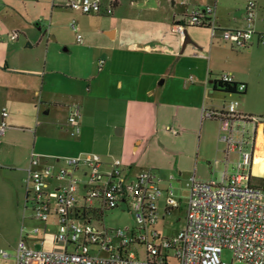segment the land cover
<instances>
[{"label": "built area", "instance_id": "obj_1", "mask_svg": "<svg viewBox=\"0 0 264 264\" xmlns=\"http://www.w3.org/2000/svg\"><path fill=\"white\" fill-rule=\"evenodd\" d=\"M68 6L85 14H112L114 10L113 4L104 6L101 0H69ZM257 10V1L248 0L245 26L231 29L219 24L216 4H206L193 9L186 21L175 23L172 29L184 36L187 25L208 27L212 40L219 34L233 48L247 50L256 35L264 43V32L255 27ZM71 26L77 29L75 19ZM18 35L13 31L10 38L16 40ZM77 39L82 41V35ZM219 80L236 82L225 72ZM245 90L246 84L238 82L236 92ZM238 105V100H231L225 113L203 107L204 118L231 120L220 134L227 145L226 168L219 180L192 176L186 182L185 224L172 236L164 235L159 223L182 208L173 174L163 176L154 167L134 174L121 158L106 162L97 152L62 156L58 163L32 152L27 202L31 201L32 217L49 222L56 231L50 240L47 235L33 238L41 244L36 247L30 235L41 229L36 227L30 234L24 227L13 253L0 248V264H232L223 259L225 249L246 264H264V188L251 182L256 138L255 132L245 129L246 122L261 117L240 114ZM8 114L3 107L0 138L8 128ZM81 117V105L72 104L68 124L73 136L81 133ZM237 119L244 124L240 137L235 136L233 126ZM232 151L238 152V160L229 158ZM231 163L232 170L228 168ZM109 209L127 210L133 223L106 226L103 215ZM139 245L145 246L144 258L136 252Z\"/></svg>", "mask_w": 264, "mask_h": 264}, {"label": "crops", "instance_id": "obj_2", "mask_svg": "<svg viewBox=\"0 0 264 264\" xmlns=\"http://www.w3.org/2000/svg\"><path fill=\"white\" fill-rule=\"evenodd\" d=\"M68 1L69 0H33L35 5L44 13L42 14L44 18L39 20L40 17H37V15H35V17H30L27 12L15 9V7L11 5L14 4V1L0 0V33L2 37L0 40V101L6 100L12 106L13 103H16L22 110L27 104L28 97L33 96V100H35L34 95L37 96V94H41L43 95L42 99L39 100V102L35 101L33 106L30 104L31 109L28 112L26 111V113H22V116H26L29 113L31 114L33 112L32 107L38 110L39 106L42 104L43 109L47 108L45 111L43 110L45 118L56 120L54 121L55 124H49L51 131L50 138L52 139L51 144L39 145L36 144L38 137L37 133L43 130L42 126L39 125L40 123L35 128L26 130L24 127L12 123L13 117L10 112L6 117L8 124L6 135L9 131H20L21 133L29 131L28 134H33L34 136L32 148L30 147L31 149L24 150L23 156L21 157V162H24L22 171L25 178H27L28 175V166L32 152L40 153L45 156L46 161L54 163H58L57 159L59 157L79 155L87 152L99 153L106 162L116 157L109 152L92 151L84 148L87 147V145H85V140L92 143L98 141L100 130L92 125V122H90L91 118L87 117L86 113H84L83 106L80 120L82 129L75 140L71 138L73 135L71 134V126L68 124L67 116H69L71 110V104L68 103L70 99L87 97L91 92L93 83L103 75H105V78L108 76V74H105L104 64H100V61L94 64L95 69L92 73H85L84 70L89 65L85 59L88 61L90 57L93 59V56L97 58L100 55L107 54L110 57V66H114L116 64V53L119 50L125 49L123 48L124 46L121 45L122 43H118L120 31L118 27L107 30L92 28L91 25L87 23L86 19L103 14H85L76 11L68 6ZM101 1L104 6L109 4L114 5L112 15L118 12L121 6L120 0ZM247 1L248 0H160L157 12L161 20H170L174 22V25L177 22L186 21L191 11L198 6L216 4L218 22L221 26L231 29L241 28L246 24L244 12ZM256 1L258 3V10L255 27L259 33H263L264 0ZM131 4L134 5V1H131ZM64 14L67 15L66 20L72 17L78 19L80 25H77V29H74L72 26V30L68 29L65 31L63 29L61 22L64 20L62 17ZM44 15L47 17L49 16V18H45ZM34 18L37 20V24H40L42 21L50 22L46 31H43L41 26L38 28L40 30V36L35 39L33 43L28 41L26 44L28 47L39 49L38 54H33L34 58H29L31 54L27 52L18 53V56H11L10 52L7 51L9 48L7 42L15 41L14 43L20 46V36L23 34L28 40V28L33 27L32 21ZM52 22H55L57 25L53 27ZM173 25L171 30L177 32L172 29ZM188 26L191 25H187L185 30H187ZM196 26L197 25H193L192 28L195 27L196 30L208 31L210 33V40L201 38L198 36L197 32H195V34L190 33L191 36L189 33V36H186V34H184V36L181 35L179 38V44H182L181 49H176L172 45L161 42L149 46L145 45L143 42H136L132 46L136 50L147 51L153 55H157L158 52L166 53V55L169 56L168 63H172L170 65L171 75L176 74L178 66L183 64L186 67L193 68L197 73L198 84L195 83V74H191L190 78L186 81V85L194 88L196 87V95L199 96V100L196 103L191 101L190 103L177 107L176 113L178 115L182 113V120L180 119L181 124L178 125L179 128L175 126V123L179 122V116L178 118L173 116L171 122L172 126L170 129H166L165 133L162 134L158 129V135H156L152 133L151 130L149 133L151 134L150 138L147 136L148 144L153 142V139H158L161 142L163 153L168 159H171L170 166L166 168L177 170L178 176L173 174L176 177V192L177 190H184L186 192L185 184L192 176L198 179H204L197 177L196 173L191 175L186 182L181 179L183 173L188 171L187 164L190 160L193 161L194 165H196L199 160H204V157L199 156L203 142L206 145H210V138L205 136L204 120H218L227 128L231 125V120L229 119L204 118L202 116V109L204 106L225 113L227 104L231 100H238L239 105L237 110L240 114L261 117L258 121L246 122L245 129L249 132H255L254 167L257 157H264V43L260 42L258 35H256L250 49L239 50L222 41L219 34L212 40L211 30L208 27ZM158 30L159 28L157 27L155 29L156 34L152 32L154 34L153 38L157 37ZM12 31H20V35H18L19 37L16 40L10 38ZM46 34L48 35L47 39ZM78 34L82 35V41H78ZM190 44L192 45L191 48L190 46L188 47ZM187 49L189 53L184 55ZM206 50L209 51V53H205ZM18 51H20V49ZM131 62L132 61H128L126 64L130 66ZM134 72H137L136 65H134ZM224 72L231 73L236 82L245 83L246 90L242 93H228L217 89L215 87V80H219L221 73ZM158 78L156 81H151L150 83L147 80L134 76V81L126 85L125 91H123V83L121 81L118 83L121 91L116 94L118 95L117 98L122 102L124 101V104L127 106V114L132 113L134 109V122L136 124L138 123V117H142L141 113L143 111L140 110L141 107H147L146 103L151 102V99L155 100L157 98L153 96L154 93L158 92L156 88L158 85L157 83L159 82V85H165L169 80L168 77ZM109 86H106L107 89H104V92L102 91L101 94H107L110 91L114 92L113 89L110 88L111 86ZM208 93H211L213 96L224 94L227 95L228 98L226 97V102L223 105L217 104L212 101L213 99H211V103H209L206 101V99L209 98ZM127 96H130V98H127ZM1 97L5 100H2ZM158 100L161 101L162 105H164L163 107L166 108L168 104L165 103L164 99L160 97ZM3 107L6 106L0 107V121L2 120ZM60 109L64 111L67 110L66 121L61 122L56 119L57 112ZM122 114L123 110L120 115ZM197 116L201 118V124L196 122ZM20 118L21 116L19 114H16L14 117V119ZM141 122L143 128L148 126V130H150V128L155 130L157 126V124L154 123V118H149L146 121L142 120ZM122 123L123 119L120 117L114 122V125ZM233 126L236 130L235 136L240 137V131L244 126L243 122L237 119L233 122ZM126 127L127 125L125 128ZM142 130L143 129H141V131ZM148 130H143V132ZM123 131L124 129L122 127H117L118 133L121 134ZM65 134L70 136V138L64 137ZM215 144L216 154L223 158L221 161L224 162L226 168L227 145L225 142L221 141L220 138L216 139ZM137 148L138 147H135V149ZM0 153H2V151H0ZM233 154L239 155L237 151L230 152L229 158L231 160ZM121 159L126 165L132 167L134 174L144 168L143 166L137 167L134 162H128L124 160V158ZM219 163L220 160L216 159V164L218 165ZM1 164L2 163H0V169H7L6 166H1ZM231 164L228 167L230 170L233 168ZM148 167L158 169L163 176L171 174L157 166ZM212 172L214 173V171ZM222 172L223 170L220 171V177ZM251 182L264 188V170L261 173L253 172ZM32 245L38 247L39 243L35 244L33 242ZM50 246L51 245L48 247Z\"/></svg>", "mask_w": 264, "mask_h": 264}, {"label": "rangeland", "instance_id": "obj_3", "mask_svg": "<svg viewBox=\"0 0 264 264\" xmlns=\"http://www.w3.org/2000/svg\"><path fill=\"white\" fill-rule=\"evenodd\" d=\"M11 1H14V4L11 5H13L15 9L27 12L30 17H35V15H37V17H40L39 20L44 18L42 15L44 13L35 5L33 0ZM131 1H134V5L131 4ZM159 1L160 0H120L121 6L119 11L114 15L105 13L86 19L87 23L91 25L92 28L107 30L118 27L120 31L118 43H122L121 45L124 46L123 48L125 49L119 50L116 53V64L112 67L110 66V57L107 54L100 55L97 58L93 56V59L90 57L88 61L85 59V61L89 63L86 68L87 70H84L85 73H92L95 69L94 64L100 61V64H104L105 74H108V76L105 78V75H103L100 79H97L93 83L91 92L87 97H79L78 99L73 98L72 100L70 99L68 103L71 105L79 103L81 109L83 106L84 113H86L87 117L91 118L90 122H92V125L100 130L98 141L92 143L85 140V145H87V147L84 148L92 151L112 153L116 157L124 158V160L128 162H134L137 167L157 166L167 173L176 176L178 174L177 170L166 168L170 166L171 159H168L163 153L161 142L158 139H153V142L148 144L147 136L150 138L151 134L149 133L151 130L152 133L156 135H158V129L162 134L165 133L166 129H170L172 126L171 122L173 116L176 118L179 116V122L175 123V126L179 128L178 125L181 124L180 119L182 120V113L181 115L176 113L177 107L190 103L191 101L196 103L199 100V96L196 95V87L187 86L186 81L190 78L191 74H195V83L198 84V78L196 71L193 68L186 67L184 64L179 65L177 73L171 75L170 65L172 63H168L169 56H167L166 53L158 52V54L163 55H153L147 51L136 50L132 47L136 42H143L147 46L161 42L172 45L176 49H181L182 44H179L181 34L171 30L174 22L170 20L163 21L158 16L157 10ZM44 16L47 19L49 18V16ZM62 17L64 20L61 22V25L65 31L68 29L72 30L71 23L73 19L76 20L78 26L80 25V22L75 17L69 18L70 20H66V14L62 15ZM187 18H189V16ZM49 23V21H42L40 24H37V20L34 18L32 21L33 27H29L27 32L29 39L27 40L24 34L20 36L19 43L22 47L15 44V41H8L9 48L7 51H9L10 55H13V57L18 56V53L22 52L31 54L29 58L33 57V54L37 55L39 49L28 47L26 44L28 41L33 43V41L40 36V30L38 28L41 26L42 30L46 31ZM55 25L57 24L52 22V26L54 27ZM192 26L193 25L187 27L190 36V33L195 34V32H197L198 36L201 38L210 40V33L208 31L196 30L195 27L192 28ZM157 27L159 28L157 37L153 38L154 34L152 32L156 34L155 29ZM18 32L20 35V31ZM47 38L48 35L46 34V39ZM189 46L191 48L192 45L190 44L188 47ZM19 49L20 51H18ZM187 53H189L188 49L184 55ZM205 53H209V51L206 50ZM128 61H132L130 66L126 64ZM134 65L137 67V72H134ZM134 76L147 80L150 83L151 81H156L159 76V78H169L165 85H159V82L157 83L158 85L156 88L158 92L153 94V96L157 97V100L151 99V102L146 103L147 107H141L140 110L143 111L141 113L142 117H138L137 124L134 122V109L132 113L127 114V106L124 104V101L122 102L117 98L118 95H116L121 91L118 84L119 81L123 83V91H125L126 85L134 81ZM106 86L112 88L114 92L110 91L107 94H101L102 91L104 92V89H107ZM208 95L209 98H207L206 101L209 103H211V99L219 105H223L226 102L227 95L213 96L211 93H208ZM34 97L35 100H33V96L28 97L27 104L22 110L16 103H13L12 106L1 97L2 100L5 101H0V107L5 105L13 117L12 123L17 126H22L26 130L35 128L40 123L39 125L42 126L43 130L40 132L38 131L36 144H51L52 139L50 138L51 131L49 124H55L54 121L56 120L45 118L43 110L45 111L47 108L43 109V105L41 104L38 110L32 107L33 112L31 114L29 113L26 116H22V113H26V111L28 112L31 109L30 104L33 106L35 101L39 102L43 95L37 94V96L34 95ZM160 97L168 104L166 108H164L162 102L158 100ZM127 98H130V96H127ZM122 110L123 114L120 115ZM16 114H19L21 118L14 119ZM66 115L67 110L64 111L60 109L57 112L56 119L61 122L66 121ZM120 117L123 119V123L114 125V122ZM149 118H154V123L157 124L155 130L152 128L148 130V126L143 128L141 121H146ZM196 122L201 124V118L199 116L196 117ZM222 124L223 123L218 120H204L205 136L210 138V145H206L203 142L199 156L204 157V160H199L196 165H194L192 160L189 161L187 164L188 171L184 172L181 177L184 182L194 173H196L197 177L204 179L219 180L221 178L220 171L224 170L225 164L221 161L223 158L216 154L215 142L216 139L220 138L219 135L221 134L222 128H227ZM126 125L127 127L125 128ZM118 126L124 129L123 133L120 134L117 132ZM141 129L148 131L143 132ZM28 133L29 131L26 133L9 131L7 135L5 134L3 138H0V151H2V153H0V163H2L1 166H6L7 168L0 169L2 170L0 171V248L7 249L10 253L14 252L24 227L25 232L30 234L36 227L41 229L39 233L30 235L31 244L35 242L33 239L35 237L43 238L47 235V239L50 240V235L56 231V228L52 227L49 222L33 218L31 201L27 202L26 178L22 171L24 162H21V157L23 156L24 150H29L33 146L34 136ZM78 136L79 135L71 138L75 140ZM64 137L70 138V136L66 134ZM135 147L138 148L135 149ZM216 159L220 160L218 165L216 164ZM232 160H238L237 154L232 155ZM231 166H233V164H231ZM212 171H214V173ZM185 194L186 192L184 190H177V195L182 198L183 201L182 208L176 209L173 213L166 215L165 219L159 223L160 231L166 236H172L184 227ZM102 223L112 228L125 227L133 223V216L127 210L109 209L105 211ZM47 226L51 227L48 228ZM38 247H41L40 243ZM136 252H138L140 257L144 258L145 246L139 245ZM223 259L232 264H246L244 261L234 259L232 251L229 249H225Z\"/></svg>", "mask_w": 264, "mask_h": 264}, {"label": "trees", "instance_id": "obj_4", "mask_svg": "<svg viewBox=\"0 0 264 264\" xmlns=\"http://www.w3.org/2000/svg\"><path fill=\"white\" fill-rule=\"evenodd\" d=\"M238 82H224L215 80V87L228 93H234L237 90Z\"/></svg>", "mask_w": 264, "mask_h": 264}, {"label": "bare ground", "instance_id": "obj_5", "mask_svg": "<svg viewBox=\"0 0 264 264\" xmlns=\"http://www.w3.org/2000/svg\"><path fill=\"white\" fill-rule=\"evenodd\" d=\"M264 170V157L258 156L255 162L254 172L261 173Z\"/></svg>", "mask_w": 264, "mask_h": 264}, {"label": "water", "instance_id": "obj_6", "mask_svg": "<svg viewBox=\"0 0 264 264\" xmlns=\"http://www.w3.org/2000/svg\"><path fill=\"white\" fill-rule=\"evenodd\" d=\"M185 34H186V36H189V35H188V31H187V30H185Z\"/></svg>", "mask_w": 264, "mask_h": 264}]
</instances>
